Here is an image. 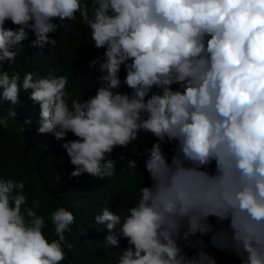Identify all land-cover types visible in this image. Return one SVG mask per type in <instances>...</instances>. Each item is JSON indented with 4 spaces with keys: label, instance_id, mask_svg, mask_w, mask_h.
<instances>
[{
    "label": "clouds",
    "instance_id": "clouds-1",
    "mask_svg": "<svg viewBox=\"0 0 264 264\" xmlns=\"http://www.w3.org/2000/svg\"><path fill=\"white\" fill-rule=\"evenodd\" d=\"M77 14L104 49L88 63L101 73L93 95L69 104L67 76L5 70L30 33L31 47L55 46L49 34ZM22 91L39 107L37 133L66 141L70 179H110L116 148L155 137L136 203L94 216L104 243L119 249L115 264H217L209 245L264 264V0H0V106L19 105ZM24 188L0 178V264H63L76 216L57 207L46 221Z\"/></svg>",
    "mask_w": 264,
    "mask_h": 264
},
{
    "label": "trees",
    "instance_id": "trees-1",
    "mask_svg": "<svg viewBox=\"0 0 264 264\" xmlns=\"http://www.w3.org/2000/svg\"><path fill=\"white\" fill-rule=\"evenodd\" d=\"M87 2L91 5V0ZM64 23L69 25L67 30L63 27ZM6 27L15 26L9 21ZM49 36L57 39V44L38 49L30 46L31 40L34 39L30 33L29 38L22 42L25 47L20 48L16 63H5V70L9 74L20 72L21 78L25 72L35 73L34 79L47 76L50 71L56 76H67L66 91L70 97L69 104L74 99L86 100L95 93L98 77L101 75L97 69H89L88 63L102 56L104 49H96L91 45L90 33L80 20L79 14L75 21L61 22L60 29ZM124 76L122 66V81ZM176 87L173 86L174 89ZM119 91L129 92L130 89L122 85ZM20 101L17 106H11L9 102L0 106V118H7L9 122L7 128L0 127V178L23 180L24 194L29 205L33 200L40 201L37 214L43 215L46 221L57 207H65L76 216L75 223L71 225V232L65 234L73 248L70 251L66 249L68 258L63 264H115L119 249L104 243L103 239L108 231L94 222V216L105 207L113 213L124 209L125 212L121 213L124 215L126 209L136 203L139 187L150 184L142 153L145 148L151 147L155 137L140 133L143 142L134 141L128 151L116 148L111 158L114 160L117 174L110 179L101 181L92 179L87 174L70 179L68 174L73 170V166L62 147L66 141H57L51 134H38V105L33 104L28 98V93L23 91ZM12 107H15L17 113L14 118L8 116ZM26 120L31 122L25 124ZM66 139L72 140L76 137L69 133ZM134 147L136 151L133 154ZM170 147H164L169 157ZM130 159L138 161L135 169L127 166ZM212 222L215 223V220L212 219ZM44 233L49 239L55 238L50 223L46 225ZM203 239L207 244L208 237ZM120 247H126L125 240H120ZM207 251L215 257L217 264H240V260L234 255L211 245ZM194 252L195 250H191L188 254L192 255Z\"/></svg>",
    "mask_w": 264,
    "mask_h": 264
}]
</instances>
